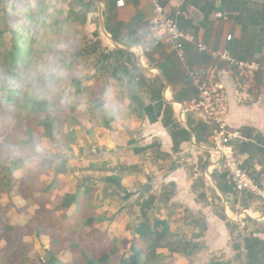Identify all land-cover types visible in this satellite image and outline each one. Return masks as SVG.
<instances>
[{
	"label": "crops",
	"instance_id": "crops-1",
	"mask_svg": "<svg viewBox=\"0 0 264 264\" xmlns=\"http://www.w3.org/2000/svg\"><path fill=\"white\" fill-rule=\"evenodd\" d=\"M247 1L248 4L234 3L237 13L229 16L224 12L221 0H159L179 28L193 37L192 43L185 44V53L188 66L196 69L210 66L213 60L208 52L219 50H227L231 56L242 61H264V6H262L264 0ZM96 5L97 12L88 15L84 28H80L78 33V39L82 43L80 53H89L88 41L91 33L97 31L101 39L104 59L101 70L104 71L107 66H114L113 70L110 71L111 67L105 71L103 76L96 73L97 78H103L102 81L105 82L107 78L113 77L112 72L114 76H118L122 73L121 71L134 73L138 94L135 100L138 103L125 126L114 128L111 125V130L96 127L97 131L92 137L96 138L99 147L113 151L114 156L117 157L116 164L119 162L120 166L125 167L127 161V165H132L130 181H134L138 186V189L133 192L136 199L140 198V201L146 198L155 199L154 206L156 205L155 211H157L158 204L165 198L163 192L170 187L162 206L164 209L173 208V202L178 201L184 205L183 209L192 212L203 211V215H206L205 218L208 219L207 244L216 248L219 243L218 231H224L222 233L227 236L226 226L210 210L209 212L202 210L206 203L203 204L200 200L204 201L207 196L203 193L198 194L196 188H192V180L196 179L197 175L187 174L186 176L183 169L177 166L181 156L188 151L187 149L181 152L178 150L179 147L182 149L181 144L183 145L184 142H188L193 150L204 149L199 147L203 144L198 142L200 134L197 131L196 139L187 123L188 119L193 126L203 121L195 114L186 111V104L196 94V89L186 74L185 66L176 57L171 45L163 41L159 40L147 52L127 49L122 42L125 34L138 26L149 24L153 10L149 0H125L122 8L116 7L114 2L108 0L101 3L97 1ZM235 17L239 18V22ZM252 22L256 24L251 25ZM105 23L115 37V41H112L111 35L105 30ZM227 36H231L230 41L225 39ZM199 42L206 46L207 52L197 51L196 44ZM114 49L128 52L126 56L130 61H126V57H116V55L111 57L110 52ZM87 68L88 75L92 76L95 73L92 65L88 63ZM253 83L252 101L240 104L231 102L227 123L228 128H231L230 132L237 133L244 142L250 138L252 142L264 148L259 141L260 135L264 137V75H258ZM89 84L96 90L101 88V84L94 79ZM159 95L171 105L172 118L189 132V139L186 141L177 138L178 147H174L168 127L165 128L162 125V112L159 113L156 109L155 104ZM174 95L181 96L186 104L176 101ZM125 103L130 104L128 96L125 97ZM207 129L210 137L209 126ZM244 133L248 139L243 138ZM208 141L210 142V138ZM190 153L194 154L193 151ZM179 154L181 156H178L176 161L172 160ZM234 155L235 158L238 156L235 152ZM240 157H243V162L248 160V155ZM259 157L262 160L263 154ZM168 161H173V164H167ZM254 165L257 170L260 169L257 163ZM208 172L209 168H206L205 176H208ZM151 175L155 178L154 180H151ZM212 184L214 191L219 194L215 188V182ZM152 190L158 192L155 191L152 195ZM152 211L154 212V208Z\"/></svg>",
	"mask_w": 264,
	"mask_h": 264
},
{
	"label": "rangeland",
	"instance_id": "rangeland-1",
	"mask_svg": "<svg viewBox=\"0 0 264 264\" xmlns=\"http://www.w3.org/2000/svg\"><path fill=\"white\" fill-rule=\"evenodd\" d=\"M78 43L81 46L80 40ZM79 55L81 58L80 50ZM72 91L75 92L74 87ZM81 96L86 102L87 96ZM68 129L71 128L68 127ZM74 130L76 142L67 147L70 152L67 166L60 174H56L57 170H49L38 176L35 181L37 191L34 192L33 200L24 198L25 190L30 189L34 180H31L30 175H22L19 172L15 173L17 183L12 192L9 194L0 193V248L5 246V238L8 239L5 235H13L14 233L17 236L13 243L12 254L7 257V264H45L51 236L57 238L61 236L62 241L53 247V251H59V260L64 264L79 263L78 253L71 248L75 242H78L80 247L95 250L100 249L101 243L110 244L114 240L117 245L121 246L123 243L128 246L132 237V227L141 219L140 204L150 198L142 201L140 198H135L133 192L138 189V186L134 181H130L132 165H127V161L125 167L120 166L121 163L119 162L116 164L117 157L114 156L113 151L102 149L97 145L96 138L92 137L97 131L96 129L91 131V134L86 132L87 129H80L79 127H75ZM259 138L260 143L264 145V137L260 135ZM79 146L81 147L79 148ZM181 146L182 149L179 147V152L187 149V153L183 156L175 155L172 160L176 161V158L181 156L177 166L183 169L186 176L197 175L196 179L192 180V187L196 188L198 194L203 193L207 196L204 201L203 199L200 200L203 204L206 203L202 210H208V212L210 210L220 221L222 220L219 217L224 216L234 222L237 227L232 231V235L227 228V236L222 233L224 231H218L217 249L208 245L206 241L208 219L205 218L206 215H203V211L192 212L183 209L184 205L178 201L173 202L171 209L162 207L168 194L167 191L170 189L168 187L169 189L163 192L165 198L158 204L157 211H155L156 205H152L148 211L150 215L154 214L159 219H168L171 230L179 236V240L182 235L183 238L175 246L178 250L176 253L167 249L158 250V253L164 256V259L158 264H227L230 261L234 262L237 252L232 248L233 242H240L242 237L248 234H256L261 230L264 203L254 196L251 199L238 196L233 202L231 198H222L214 191L212 183L220 175V169L215 165L217 156L213 154V147L209 141L199 145L200 148H204L202 150H193L188 142H184ZM191 151L194 152L193 155L190 153ZM236 159L247 173L251 171L248 165L242 163L243 157L236 156ZM167 164H173V161H168ZM206 168H209L208 176L204 174ZM111 175L119 177L120 183L108 181L106 178ZM150 178L151 180L155 179L153 175ZM200 180L202 184H200ZM259 183V186H264V176H261ZM83 184L92 186L97 196L93 197V205L96 206L93 213L105 215L106 220L103 221L101 232L84 239L79 235L80 229L76 226L74 230H69L60 235L52 228L46 229L45 233L39 237H35L34 234L28 235L29 226L32 222L35 223V220L42 219L44 215L48 214L52 218L61 214L60 212L54 213L53 209L60 203L62 195L75 192ZM47 186L52 187L50 192L44 195L41 190ZM155 191L152 190L151 194L153 195ZM245 205L249 207L247 208ZM153 208L154 212L152 211ZM246 208L247 211L244 212ZM73 210L74 207L70 211L68 210V213L70 214ZM222 223L225 225L223 221ZM6 227L11 228L12 232L6 229V232H3L2 229ZM24 257L27 259H23ZM113 262L116 264L117 257L113 258ZM262 262L264 264V260Z\"/></svg>",
	"mask_w": 264,
	"mask_h": 264
},
{
	"label": "clouds",
	"instance_id": "clouds-1",
	"mask_svg": "<svg viewBox=\"0 0 264 264\" xmlns=\"http://www.w3.org/2000/svg\"><path fill=\"white\" fill-rule=\"evenodd\" d=\"M62 0H0V29L16 47L0 71V165L22 175H39L67 166L68 148L46 134L43 122L84 104L99 120L121 128L132 115L125 103L137 90L134 73L107 78L102 90L86 103L72 91L88 78L79 55L75 27L62 19ZM160 35L150 24L123 37L127 49L151 50Z\"/></svg>",
	"mask_w": 264,
	"mask_h": 264
},
{
	"label": "trees",
	"instance_id": "trees-1",
	"mask_svg": "<svg viewBox=\"0 0 264 264\" xmlns=\"http://www.w3.org/2000/svg\"><path fill=\"white\" fill-rule=\"evenodd\" d=\"M97 1L101 3L105 0H62V19L72 24L78 34L80 28H84L88 15L97 12ZM108 1L115 3L116 0ZM240 2L243 4H248L247 0H221V6L224 12L231 16L234 13H237V7L234 6V3ZM262 6H264V3ZM235 19L239 22V18L235 17ZM255 24V22L251 23V25ZM0 25H2V18H0ZM242 27L245 28L244 25H242ZM104 28L109 33V35H111L112 41H115L116 39L106 23L104 24ZM100 40L101 39L99 38V33H97V31L91 33V37L88 41L89 53L81 54L82 63L85 65L91 63L93 65L92 68L95 70V73L92 76L88 75L86 81H84L78 87L74 86L75 92L78 91L80 95L87 96L86 102L96 96L103 88V78H97L96 73H99L101 74L100 76H103V74H105L104 72L112 67L107 66L104 71L101 70L103 67L101 64L103 63L104 59L102 57ZM15 52L16 47L12 35L0 29V71L7 67L8 61L12 56L15 55ZM127 54L128 52L120 49H114L112 52H110L111 57H114L115 55L116 57H126L125 60L130 61L126 56ZM113 67L110 69V71L113 70ZM121 69L123 70V66H121ZM111 76H114L113 72L111 73ZM92 79L101 84L100 89L96 90L94 87H91L89 82ZM158 92L160 93V90ZM160 96L161 95H159V99L155 104L156 109L159 113L162 112V125L165 128L168 127L167 129L170 131V136L172 137L174 147H178L179 142L177 138H182L186 141L189 139V132L183 129L179 123L172 118L171 105L166 103ZM136 97H138L137 91L128 97L130 105L132 106V110H135L136 103H138L135 100ZM174 98L176 101L184 103V100L181 96L174 95ZM46 119L47 120L43 122L46 134L54 137L66 147L76 142V135L74 132L75 127L87 129L86 132L88 134H91V131H93L96 127L111 130V124L109 122L99 120L94 117L90 111L86 109L84 104L74 106L68 110L62 111L56 117H47ZM187 123L189 129L193 134H195L196 139L198 137L197 131L198 134H200V140H198V142L204 143L208 141L209 132L207 129V124L204 122H197L193 126L191 120L189 121V119L187 120ZM68 127L71 129H68ZM66 128L67 130H65ZM245 135L246 134L244 133L243 138L248 139ZM230 145L235 154L238 156L248 155V160L246 159L243 163L249 166L251 171H249L248 174L254 179L256 184L260 185L259 179L264 175V162H262V160H264V148L261 145L252 142L250 138L247 140V142H231ZM260 154H263L262 160L259 157ZM253 161H256L255 163L260 166L259 170L256 169L254 165L255 163ZM219 169L220 175L217 179H214V181L225 199L231 198L232 201L235 202L238 196H243L244 199H251L253 197L251 194L238 193L234 191L226 179V173H224L221 168ZM63 171L64 168L57 169L56 174H60ZM15 173L16 171L11 170L8 166L0 165V193L9 194L12 192L17 183ZM42 174L30 175L31 180L34 181L30 189L25 190L26 194L24 199L33 200L34 192L37 191L35 181L37 177ZM106 179L110 182L117 184L120 183V178L117 176L111 175ZM200 184H202L201 180ZM52 186H47L45 189L41 190V193L47 195L50 192ZM93 197H97L94 193V188L92 186H88L87 184H83L73 193L63 194L60 203L57 204L53 209L54 213L60 212L61 214L56 215L54 218L50 217L48 214L44 215L42 219L35 220V223L32 222L29 226V232H27L28 235L34 234L35 237H39L40 235H43L48 228H52L58 233V235H60L69 230H74L76 226L78 229H80L79 235L84 239L96 235L98 232H101L103 221L106 220V218L104 214L98 215L93 213L96 208V206L93 205ZM154 202L155 199L150 198L141 204L139 210L141 219L132 227V237L128 246L123 243L121 246L117 245L115 240L110 244L101 243L99 250L80 247L78 242L72 244V250L78 253L79 256L78 264H114V257H117L116 264H158L164 259L163 254L158 253V250L167 249L173 253L178 252L175 246L177 243L179 244L181 242L183 235L179 240V236L171 230L168 219H159L154 214H149L148 209L154 205ZM72 207H74V210L69 214L68 210L70 211ZM245 207L248 208L249 206L245 205ZM219 218L225 223L230 235H232V231L237 227L236 224L224 216H220ZM261 225V230L256 232V234H248L242 237L240 242H233L232 248L235 252H237L234 260L236 264H263L264 221ZM5 229L9 232H12V229L9 227L3 228V232H6ZM5 237H8V239L5 238V246L0 248V264H7V257L8 255L12 254L11 251L13 248V243L17 238L14 233L13 235H5ZM60 241H62L61 236L59 238L53 236L50 237V246L47 248L48 253L46 255L45 264H64L59 260V251H53V247H55ZM23 259L27 258L24 257ZM234 262L230 261L227 262V264H233Z\"/></svg>",
	"mask_w": 264,
	"mask_h": 264
},
{
	"label": "built area",
	"instance_id": "built-area-1",
	"mask_svg": "<svg viewBox=\"0 0 264 264\" xmlns=\"http://www.w3.org/2000/svg\"><path fill=\"white\" fill-rule=\"evenodd\" d=\"M149 1L153 6L149 24L160 35V41L171 45L196 89V94L186 104V111L200 117L209 126L212 152L217 156L215 165L226 173V179L234 191L251 194L264 203V186L256 184L235 158L230 143L242 139L237 133L229 131L227 123L231 102L240 104L252 101L253 81L258 75H264V61H242L231 56L227 50H219L208 52L213 60L210 66L198 69L189 67L185 44L192 43L193 37L179 28L159 0ZM115 5L122 8L125 0H116ZM230 38L227 36L225 39L230 41ZM196 46L198 52H207L203 43L199 42Z\"/></svg>",
	"mask_w": 264,
	"mask_h": 264
},
{
	"label": "water",
	"instance_id": "water-1",
	"mask_svg": "<svg viewBox=\"0 0 264 264\" xmlns=\"http://www.w3.org/2000/svg\"><path fill=\"white\" fill-rule=\"evenodd\" d=\"M213 151V150H212ZM215 188L217 189V191H218V193L222 196V198H223V195H222V193L220 192V190L217 188V186L215 185ZM247 211V208L244 210V212H246Z\"/></svg>",
	"mask_w": 264,
	"mask_h": 264
}]
</instances>
